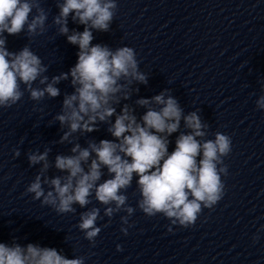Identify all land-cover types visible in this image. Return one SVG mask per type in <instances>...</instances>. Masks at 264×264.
Returning <instances> with one entry per match:
<instances>
[{"label":"clouds","instance_id":"9594fccd","mask_svg":"<svg viewBox=\"0 0 264 264\" xmlns=\"http://www.w3.org/2000/svg\"><path fill=\"white\" fill-rule=\"evenodd\" d=\"M57 7L59 13L53 24L69 44L78 46V59L69 72L49 80L45 75L48 66L28 45L18 52H10L6 47L5 33L18 36L24 32L28 38L45 33L48 12L41 0H0V108L16 105L25 92L37 103L45 97L54 99L61 94L56 85L69 78L74 89L64 95L61 112L53 118L66 128L58 142L74 144L72 154L55 157L54 166L64 175H45L50 167V148L42 153L30 152L29 165L42 167L26 193L58 214H75L74 205L87 208L93 199L105 206L103 216L95 206L79 216L77 227L93 246L101 232L97 221L104 216L110 223L115 214L125 212L127 215L120 219L127 227L122 226L121 232L128 235V228L133 227L129 218L136 209L127 204L125 193L134 176L140 195L137 207L146 216L162 214L173 225L194 226L202 211L213 209L225 194L222 176L228 175L224 158L232 151L231 137L216 132L214 139H205L208 125L195 111L185 115L169 89L151 99L136 101L146 108L139 120L128 104L117 113L115 105L131 97L133 82L147 84L148 77L140 71L133 48L122 46L112 50L92 43L93 29L109 31L117 10L116 0H57ZM69 16L84 26L82 32L73 30L69 34ZM37 81L43 87H34ZM256 105L264 109V95ZM181 120L190 131L176 138L175 149L169 153L168 137L178 131ZM100 123L110 125L107 131L114 139L89 141L83 148L73 141V134L98 131ZM19 155V150H15V156ZM105 168L109 178L102 181ZM44 185L48 186L47 191ZM122 250L117 245V251ZM0 264H85V257L69 259L56 248L33 243L25 247L0 243Z\"/></svg>","mask_w":264,"mask_h":264}]
</instances>
